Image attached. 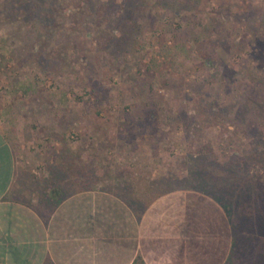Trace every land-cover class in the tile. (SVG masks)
Masks as SVG:
<instances>
[{
	"label": "rangeland",
	"instance_id": "1",
	"mask_svg": "<svg viewBox=\"0 0 264 264\" xmlns=\"http://www.w3.org/2000/svg\"><path fill=\"white\" fill-rule=\"evenodd\" d=\"M259 78L264 0H0L4 125L100 158L140 144L195 181L189 151L224 160L256 137L242 127L264 131L254 104L236 111Z\"/></svg>",
	"mask_w": 264,
	"mask_h": 264
},
{
	"label": "crops",
	"instance_id": "2",
	"mask_svg": "<svg viewBox=\"0 0 264 264\" xmlns=\"http://www.w3.org/2000/svg\"><path fill=\"white\" fill-rule=\"evenodd\" d=\"M33 132L0 113V264H264V209L230 223L143 145L100 158Z\"/></svg>",
	"mask_w": 264,
	"mask_h": 264
},
{
	"label": "trees",
	"instance_id": "3",
	"mask_svg": "<svg viewBox=\"0 0 264 264\" xmlns=\"http://www.w3.org/2000/svg\"><path fill=\"white\" fill-rule=\"evenodd\" d=\"M263 82L264 80L260 78L253 82L250 91L255 95L249 94L244 102H237V113L248 110L250 104H254L252 110L258 112L256 115L264 114V95L259 99L256 98L257 91L264 87ZM206 114H215V111H206ZM238 117L239 115L234 114L232 119ZM242 131L245 135L256 136L248 140L249 147L244 154L231 152L221 160L210 148L203 150L197 147L196 150L189 151L188 156L193 162L191 173L197 178L193 181L194 185L217 197L220 203H224L230 223L246 225L250 222L252 212L259 207L264 209V131L257 129L250 131L244 127ZM259 143L262 148L257 147ZM253 166L257 167L256 170L252 169ZM177 182H185V175ZM131 264H144V262L136 257Z\"/></svg>",
	"mask_w": 264,
	"mask_h": 264
}]
</instances>
